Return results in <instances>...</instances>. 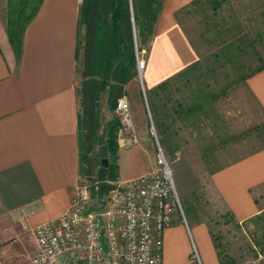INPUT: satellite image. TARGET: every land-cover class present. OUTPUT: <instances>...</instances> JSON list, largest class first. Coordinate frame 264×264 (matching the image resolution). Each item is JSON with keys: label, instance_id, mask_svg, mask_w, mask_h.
Here are the masks:
<instances>
[{"label": "crops", "instance_id": "1", "mask_svg": "<svg viewBox=\"0 0 264 264\" xmlns=\"http://www.w3.org/2000/svg\"><path fill=\"white\" fill-rule=\"evenodd\" d=\"M197 1L163 2L141 70L147 113L146 90L158 89L197 63L198 52L178 21L180 12ZM80 3L43 0L26 27L17 63L7 37L6 0H0V264H29L36 249L33 228L67 211L75 194L80 177ZM136 81L125 85V97L132 95ZM244 83L264 115V66ZM133 102L138 130L150 132L142 104ZM134 146L118 141V180L154 165V147L139 146L146 158L137 171L123 174L121 156L131 154ZM209 180L233 220L255 229L264 214V148L216 168ZM196 182L194 177V187L182 191L184 197L197 193ZM162 264H221L208 221L197 213L189 221L176 215L163 233Z\"/></svg>", "mask_w": 264, "mask_h": 264}, {"label": "rangeland", "instance_id": "2", "mask_svg": "<svg viewBox=\"0 0 264 264\" xmlns=\"http://www.w3.org/2000/svg\"><path fill=\"white\" fill-rule=\"evenodd\" d=\"M178 21L198 52L197 63L158 89L146 90L153 117L142 96V68L140 74L137 71V87L126 98L139 143L131 154L121 156L122 173H134L141 166L146 155L139 146H153L154 160L158 151L149 130H138L133 115L135 98L145 110L148 127L152 121L169 162L184 217L189 221L191 213H197L208 221L221 264H263L264 214L255 229L238 225L217 199L209 177L216 168L264 148V115L244 83L248 74L264 66V0H199L182 10ZM82 43L83 33L77 89L82 80ZM146 53V47L138 52L144 64ZM99 111L98 133L116 119L118 142L120 119L116 107L109 109L107 93L100 98ZM101 151L95 142L94 153ZM194 177L198 191L184 197L182 191L194 187ZM83 179L89 182L85 176L79 177Z\"/></svg>", "mask_w": 264, "mask_h": 264}, {"label": "built area", "instance_id": "3", "mask_svg": "<svg viewBox=\"0 0 264 264\" xmlns=\"http://www.w3.org/2000/svg\"><path fill=\"white\" fill-rule=\"evenodd\" d=\"M137 68L144 63L137 53ZM118 140L139 143L130 103L117 101ZM150 134L157 153L147 172L126 180L107 181L102 201L99 181H79L67 211L36 225L35 253L30 264H162L163 233L183 210L169 162L158 144L152 121ZM94 200L95 204L92 202Z\"/></svg>", "mask_w": 264, "mask_h": 264}, {"label": "trees", "instance_id": "4", "mask_svg": "<svg viewBox=\"0 0 264 264\" xmlns=\"http://www.w3.org/2000/svg\"><path fill=\"white\" fill-rule=\"evenodd\" d=\"M199 1V0H198ZM43 0H6V31L18 63L22 53L23 35L28 24L38 13ZM164 0H81L78 18L76 60L82 43V78L77 93L78 143L80 177L92 183L98 181L97 170L101 158L109 160L107 180L118 176L119 123L116 119L100 127L99 109L102 94L107 93V104L114 110L119 98L125 95V85L137 76L136 52L148 49L154 27ZM258 69L254 70L258 71ZM246 78V77H245ZM244 78V79H245ZM148 100V98H147ZM153 117L152 106L148 100ZM95 142L101 153H94ZM80 181V180H79ZM109 185L107 184L108 189ZM99 192H92L96 197Z\"/></svg>", "mask_w": 264, "mask_h": 264}, {"label": "water", "instance_id": "5", "mask_svg": "<svg viewBox=\"0 0 264 264\" xmlns=\"http://www.w3.org/2000/svg\"><path fill=\"white\" fill-rule=\"evenodd\" d=\"M135 52H136V64L138 65L137 62V47H136V42H135ZM138 73L140 74V69L137 68ZM101 165L97 170V179L99 181V195H98V200L102 201L106 192L107 188V172H108V166H109V160L106 157L101 158L100 160Z\"/></svg>", "mask_w": 264, "mask_h": 264}]
</instances>
